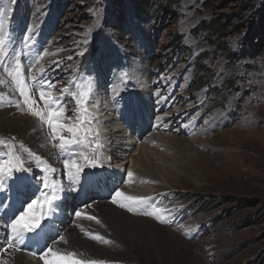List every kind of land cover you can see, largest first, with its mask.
Returning a JSON list of instances; mask_svg holds the SVG:
<instances>
[{
    "label": "rangeland",
    "instance_id": "obj_1",
    "mask_svg": "<svg viewBox=\"0 0 264 264\" xmlns=\"http://www.w3.org/2000/svg\"><path fill=\"white\" fill-rule=\"evenodd\" d=\"M6 7L11 8L12 47L20 54L26 76L51 81L56 89L70 87V81H91L95 110L110 105L113 112L101 110L108 117L119 115L117 107L122 102L129 101L137 109L136 122L129 127L122 124L127 135L134 136L136 129L141 132L129 146L132 151H122V157L111 159L121 151L111 146L108 154L102 150L100 167L87 171L97 176L103 172L109 182V173H120L113 191L120 190L128 186V173L139 171L133 161L138 151L143 153V147L154 149L163 142L158 150L170 167L147 169L142 164L141 170L146 168L151 174L141 176L138 187L151 190L154 208L164 210L163 224L147 217L164 228L168 238L152 241L146 234H132L131 252L115 245L106 255L113 261H97L264 264V27L259 22L264 0H15V4L0 0V11ZM28 29L34 31L30 34ZM28 35L31 39L26 44ZM38 54L42 59L36 64ZM0 75L10 87L11 78L2 69ZM117 84L118 88H112ZM120 89L127 95L123 100L114 98ZM35 99L41 104L38 94ZM161 100L164 108L158 109ZM66 103L71 116L74 101L66 97ZM196 106L201 108L200 114ZM5 108L0 103V139L12 137L1 130L14 123L25 132V144H33L31 151L45 156L43 147H35V136L26 130V121L32 119L47 139L48 128L17 108L8 115ZM156 109L161 111L153 115ZM160 116L168 121L174 116L175 122H169L168 128L160 126L155 123ZM192 123L193 128L188 129ZM174 136L178 140L171 144ZM4 151L0 147V153ZM19 154L26 157L32 172L21 173L29 176L27 188L14 184V189L0 194V211L9 208L0 213V246L4 245L1 237L8 234L3 224L12 216L14 204L19 209L23 201L39 195L40 166L22 150ZM106 154L104 167L101 159ZM57 162L51 163L60 173L63 164ZM87 182L74 199L63 198L59 212L63 221L54 228L56 237L58 230L60 237L72 226L68 222L81 206L78 201H98L100 187L93 178ZM87 187L89 191L83 194ZM164 195L165 203L161 201ZM82 219L86 218L78 221ZM76 225V235L83 236V226ZM55 231L49 226L41 238L50 241ZM63 237L68 244L67 234ZM25 241L28 251H38L43 244L35 242V236ZM61 244L67 250V244Z\"/></svg>",
    "mask_w": 264,
    "mask_h": 264
},
{
    "label": "snow or ice",
    "instance_id": "obj_2",
    "mask_svg": "<svg viewBox=\"0 0 264 264\" xmlns=\"http://www.w3.org/2000/svg\"><path fill=\"white\" fill-rule=\"evenodd\" d=\"M11 2L15 4V0H11ZM10 11L11 8L8 7L0 11V69L3 70L6 77L11 78L12 95L0 92V103L7 100L10 106L17 108L23 114L36 118L48 128L51 145L57 150V159L63 164V170L58 174V169L48 159L33 153L30 148L15 137H9L7 140L0 139V147L5 149L4 152L0 153V157H2L0 158V194H5L10 190L9 181L12 184H22L25 188L28 187L29 176L21 175V173L31 174L32 169L26 166V157L19 154L21 150L27 154V157L38 162L43 173L39 177V187L36 189L39 195H34L23 201L21 207L15 210L12 216L5 221L8 236L5 244L0 246V264H8L4 255L11 251H22L19 246L24 244L30 235H37L40 232L44 223L58 209L63 200V194L68 191H75L82 176H87L85 169L95 170L100 167L99 156L104 148L99 112L95 110L98 106L93 98L92 82L70 81V87L65 86L56 89L51 81L38 80L35 75L26 76L20 54L16 53L12 47V39L8 29V12ZM33 31V29H28L30 34ZM30 39L31 35L26 36L25 43L27 44ZM10 49L12 50L11 56ZM41 59L42 56L38 54L35 63L39 64ZM40 72L43 73L42 68ZM5 83L6 81L0 78V85ZM16 94H18L19 99L13 98ZM37 94L43 103L42 108L35 99ZM66 97H71L74 101L71 116L68 115ZM122 116L126 122L135 123L137 119L135 105L126 101ZM62 176L67 178V185L61 178ZM132 176L133 173L129 172V179ZM111 202L133 214L150 216L161 224L165 223L166 215H162L164 210L160 208L142 213L135 211L134 205L148 203L147 197L125 195L122 191L117 190ZM75 216L77 218L83 216L101 224L98 218L82 213V211H76ZM81 232L102 244L112 243L98 233L85 232L83 227H81ZM61 242L67 244L65 237L60 236L58 240L53 241L54 244ZM31 255H36V253H31ZM82 256V253L75 250H58L46 244L39 259L43 261V264H106L105 261L84 259Z\"/></svg>",
    "mask_w": 264,
    "mask_h": 264
},
{
    "label": "bare ground",
    "instance_id": "obj_3",
    "mask_svg": "<svg viewBox=\"0 0 264 264\" xmlns=\"http://www.w3.org/2000/svg\"><path fill=\"white\" fill-rule=\"evenodd\" d=\"M0 78H3L2 75H0ZM144 78L145 77H143V79ZM122 85L123 84L120 83L121 88H122ZM118 86H119V84H117L116 87H114V85H113L112 88H118ZM121 90L122 89H120L116 95L114 94L115 95L114 98H116V97L121 98L122 97V100L126 98L127 95L123 94L125 91H121ZM0 92L6 93L8 95H12V91H11L9 85L7 84V82L4 85H0ZM13 98L17 99V95H14ZM162 101L163 100L159 101L158 109L160 108V106H161V109L164 108ZM4 103L6 104V108L4 109L6 114L13 115L16 108L13 106H10L7 103V100H5ZM141 104H143V101L141 102ZM7 105H8V107H7ZM193 105L194 104H192V106ZM40 106L43 107L42 102H41ZM111 106H113V103L111 104ZM124 108H125V104H124V102H122V104H120V106L117 107V109H118L117 112L119 115L116 118L114 116H112L113 113H112V115L110 114V117H108V116H105V113L101 112V110H106V112L109 111V113L113 112L112 107H110V105H108L107 107L106 106L102 107L99 110L100 127H101V132H102V139H103V143H104L103 152H106L108 154V152H111V150H112V148H110V147L111 146L113 147L114 145H115L114 148L121 150V151H119L120 152L119 155L117 154V151H116L114 156L110 157L111 159L114 157H116V158L122 157L124 155V153H122V151H128V152L132 151V149H130L129 146L131 145V143H133L134 139L136 140V137L140 136V134H141V132L138 129H136V132H134L135 133L134 136L126 134V133H128V129L122 127V124H124L126 122L122 116V113L124 112ZM158 109H156L153 112V115H157L159 113V111H161ZM195 110H197V113L200 114L199 112L201 111V108H198L196 106ZM189 112H191V111H189ZM142 115H143V112H142ZM157 118L155 120V123H160V126H166L167 128L169 126V122H172V123L175 122L174 116L173 117L170 116V121H168V117L166 118V117L160 116ZM126 123H127L128 127L131 126L130 123H128V122H126ZM171 126H174V125H171ZM212 127H214V126H212ZM163 128L164 127H162V129ZM191 128H193V123L188 125V129H191ZM26 130L29 131L30 135L32 134L35 136V147H37V145L40 147H43L45 149L46 154L48 153L47 155L45 154V156H43V157L48 159L50 162H53V161L57 162V153L55 152V148L52 147L51 141L45 137L43 129L40 128L32 119H29V121L28 120L26 121ZM1 131L3 133H8L10 136L15 137L19 142H22L28 148L33 149V147H32L33 144H25V142H24V138L26 136L25 132L23 130L16 129L14 123H12V125L8 126L7 129L4 127ZM153 135H155V134H153ZM128 138H133V139H128ZM152 139L155 140V138L153 136L151 137V140ZM161 139L159 138L157 140L161 141ZM176 140H178V137L174 136V138H172L171 141H169V142L172 144V142H176ZM119 144H121L122 147L121 146L118 147L117 145H119ZM159 147L160 148L163 147V142L160 143ZM159 147H156L154 149L152 148L153 150L148 148V147L147 148L143 147V153L138 151V153H137V155L133 161L134 162L136 161L135 167H137L139 171L136 172V174H134L132 176V178L130 179V181L128 183V186L126 185V186L120 188V191H122L125 195L136 196V197H147L148 198V203L134 205V209L137 213H142L145 211H152L153 209H155L154 207L156 205V200H155L154 195L151 192V190H140V187H138V184H141V182H142L141 180H139V178L141 176L144 177V175L149 176L151 174V172L148 171L147 169H149L151 166H155L156 168H158V166H160L162 168L163 165L168 167V168L170 167L169 163L166 159V156L159 153V150H158V149H160ZM107 154L102 156L103 157L101 159V161L103 162L102 166H104L106 161H108V155ZM125 154H127V153H125ZM57 163H59V162H57ZM142 164L146 165L147 169L145 168V169L141 170ZM56 168H58V167H56ZM102 170H103V168H102ZM156 170L157 169H154V173L157 172ZM160 170L161 169H159L158 171H160ZM58 173H59V171H58ZM85 173H87V176H82L83 183L80 182L78 185H76L75 191L65 192L63 194V198L65 199V198H68V196H70L74 199L76 196H78L79 189H81L83 187L84 183H86L88 181V178H93L94 182L100 187L99 188L100 195L97 197L98 201H96L94 199H92V200L88 199V200H85V202H80L81 201L80 200V201H78V204L81 205L80 206L81 208L78 206L79 208L77 211H82V213H86L87 215L95 216L96 218H98L101 221V224H97L94 220H88V219H82L81 221H78L81 218H75L76 217L75 214L73 216H71L70 218L72 220H69L68 225L71 224L72 226L68 227L67 230L65 229L66 230V231L64 230L65 232L63 231L64 234L65 235L67 234V236H68L67 237L68 244L66 245L67 250H75L78 253H82L83 254L82 258H84V259L91 258V259H95V260L113 261V259L112 260L107 259V257H106V255L109 254V252H110L109 247H113V246L115 247V245H119V246L125 248L126 250H128V252H131L132 234H136L138 236H140L141 234H143V235L146 234L152 238V241L157 239V238H160L161 240L168 238V236L166 235L165 229L156 225V223L151 218L144 216V215H141V214H133L131 212L126 211L125 209L119 208L117 205H115L111 202L115 192L117 191V190L113 191V189H114L113 184L118 185V183L120 182V180H121L120 173H118V174L109 173V175H107V176L112 178L110 180V182L107 181L103 172L100 176H97L96 172L91 173L90 171H87L85 169ZM156 176L159 178L161 176V174H158ZM61 178L63 179L65 185H67L68 184L67 178L66 177H64V178L61 177ZM160 179H161V177H160ZM91 183H92V186L97 187V185H94L93 182H91ZM9 184L14 189V184H12L11 181H9ZM88 191H89V188L87 187V189L84 191L83 194H86ZM161 198H162L161 201L163 203H165L168 200L165 195L162 196ZM10 202H11V200H10ZM157 203H158V201H157ZM60 204H59V209H57L56 212L53 215H51L50 219L44 223V226L40 230V232L37 235H30V237L35 236V242L38 241L41 244V241H43V244L40 246V249L38 251H36L35 249H32V251H28V248L26 245L27 241H25L24 242L25 245L22 244L19 246L22 249V251H20V252L11 251L9 254L4 255V259H6L8 261V264H43V261H41L39 259V256L42 253L46 244L48 246H51V247L56 248L58 250L60 248H61L60 250L65 248V247H63L64 245L61 243H58V244L53 243V241L57 237H59L58 236L59 230L57 232V237H56V231L54 228H57L58 225L63 221L61 219L62 217H59ZM64 206L65 205H63V207ZM7 209H9V208L5 207V209H3V210L7 211ZM13 209H15V210L17 209L16 204H14ZM3 210L0 211L1 214H3ZM58 219H60V220H58ZM4 225H5V223L3 224V226ZM74 225H76V228L78 225L83 226L85 228V230H87L86 232H90L93 234L98 233L99 235H101V236L105 237L106 239L112 241V243L110 245L108 244L109 246L100 245V243H95L98 241H94V240L90 239L85 234L83 236H78L75 233L76 231L74 229ZM49 226L52 227L53 231H55V232L53 233V238H51L50 241H47V240L44 241L41 238L40 234L43 233L44 231L47 232ZM45 228H46V230H44ZM64 234H61L60 236H65ZM7 236H8V234H6L5 237H1L3 244H5V240H6ZM169 240H171V238H169ZM31 253H36V255H31ZM106 264H109V263L106 262Z\"/></svg>",
    "mask_w": 264,
    "mask_h": 264
},
{
    "label": "trees",
    "instance_id": "obj_4",
    "mask_svg": "<svg viewBox=\"0 0 264 264\" xmlns=\"http://www.w3.org/2000/svg\"><path fill=\"white\" fill-rule=\"evenodd\" d=\"M259 22H260V25H262L264 27V13L262 15V19H260Z\"/></svg>",
    "mask_w": 264,
    "mask_h": 264
}]
</instances>
